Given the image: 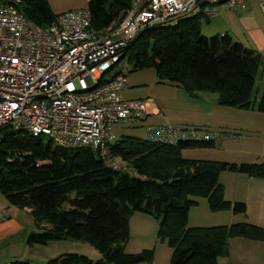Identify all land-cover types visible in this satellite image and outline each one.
Listing matches in <instances>:
<instances>
[{
	"label": "trees",
	"instance_id": "16d2710c",
	"mask_svg": "<svg viewBox=\"0 0 264 264\" xmlns=\"http://www.w3.org/2000/svg\"><path fill=\"white\" fill-rule=\"evenodd\" d=\"M12 3L39 26H49L59 16L48 0ZM131 3L89 0L92 28L105 30L118 25ZM203 17L208 20L200 14L179 19L175 26L147 28L124 49L121 59L133 63L134 71L154 69L160 83L180 88L192 98L212 93L221 107L264 114V57L228 34L203 35ZM258 77L263 88L257 101L254 88ZM146 119L133 125L142 126ZM216 146V139L121 135L109 144L103 157L99 150L64 148L51 140L42 141L41 136L5 128L0 131V195L10 206L30 211L36 232L28 237L29 246L78 241L101 255L92 261L64 253L44 264L152 263V249L125 251L135 214L156 220L158 238L171 250L170 264H220L234 238L264 243V227L249 222L188 227L190 209L204 199L212 213L246 215L244 202L226 199L220 175L230 172L264 179V163L237 165L183 155L186 150ZM112 162L121 168L112 167Z\"/></svg>",
	"mask_w": 264,
	"mask_h": 264
},
{
	"label": "built area",
	"instance_id": "2783aa9c",
	"mask_svg": "<svg viewBox=\"0 0 264 264\" xmlns=\"http://www.w3.org/2000/svg\"><path fill=\"white\" fill-rule=\"evenodd\" d=\"M12 1L0 0V131L43 135L55 145L92 148L103 157L118 138L115 126L139 124L154 103L122 96L127 78L123 71H112L124 49L147 28L212 16L219 4L236 5V0H132L118 25L95 30L88 9L61 13L43 27ZM147 133L155 139H216L219 145L218 137L171 126H150ZM110 165L121 168L118 162ZM5 219L0 213V221Z\"/></svg>",
	"mask_w": 264,
	"mask_h": 264
},
{
	"label": "rangeland",
	"instance_id": "374dc122",
	"mask_svg": "<svg viewBox=\"0 0 264 264\" xmlns=\"http://www.w3.org/2000/svg\"><path fill=\"white\" fill-rule=\"evenodd\" d=\"M48 2L53 13L58 14L63 11L67 12L68 10L73 9H87L89 0H48ZM244 5L246 7H258L261 5L264 6V0H244ZM208 9L209 8H207V10ZM209 17L213 18L211 16ZM261 18H264V14L261 15ZM200 22L202 32L209 36L207 32H204L206 31L205 28L208 26L205 17L201 18ZM208 38H211V36ZM133 66V63H129L125 58L121 59L112 71V73H114L116 70L123 71L127 78L128 87L123 94L124 98L129 100L140 99L141 95L142 98L152 99L156 105H159L163 108L162 116L153 120L151 119L148 123H143L142 127L140 125L132 124L116 125L115 133L118 136L130 135L145 138V127L150 123L155 125L158 123V125L161 126H171L177 131L183 130L188 132H204L214 136L215 138L218 137V146L207 149L186 150L183 152L184 157L187 156L186 154H193L195 155L194 157L203 161L225 162L237 165L264 163V114L253 110L247 111L221 107L217 104V100L214 99V96L217 97V95L212 93H204L205 95L201 94L204 97L198 98L200 96L199 94L198 97L192 98L180 88L160 83L154 69L149 68L134 71ZM111 75L112 74H109L107 77ZM88 83L90 84L91 82L88 80ZM262 88L263 82L261 81L260 77H258L254 88V98L257 101L262 93ZM212 98L214 100H212ZM41 139L44 142L49 141V138L43 135L41 136ZM227 175L237 176L235 173L230 172ZM223 176L221 177L220 182L227 185L228 193L233 194V191L235 190L239 192L241 188H237L235 182H231L230 180L226 179L224 180ZM194 208L195 207L191 209ZM198 208V210L194 209L191 211L190 220L188 219V225L190 226L188 227H203L195 226V223H197L195 221L200 219V215L204 213V210H207V207L205 206ZM194 214H197L198 217H195ZM131 225L133 231H130L131 234L127 246H129V248L133 251L140 252L144 250H140L143 241H141L140 236L135 233L140 229V226H143V224H140V220L136 219L135 221L132 220ZM147 227L150 228V226ZM27 240L25 254L28 253L27 250L30 248ZM72 242H75L74 244L77 246L74 247L75 249L77 248L76 251H78L75 252L76 254L89 257L92 261H97L101 258L100 253L90 245L78 241ZM150 245L152 246L145 250L152 249L155 251L153 262L156 259L157 264H162L163 258L165 256L167 257V264H170L171 254L170 258H168V254L166 255L164 253V251L170 252V248L168 247L167 243L162 242L159 239L157 251L155 250L154 240L150 241ZM35 246L34 248H37ZM62 246H64V249H73V245L69 243H65ZM40 256H42L41 253L36 254V257L34 256L35 259H32L31 262L33 264H44L49 261L46 260V262H40L41 260H36L41 259ZM153 262L150 264H153Z\"/></svg>",
	"mask_w": 264,
	"mask_h": 264
},
{
	"label": "crops",
	"instance_id": "0c3cea01",
	"mask_svg": "<svg viewBox=\"0 0 264 264\" xmlns=\"http://www.w3.org/2000/svg\"><path fill=\"white\" fill-rule=\"evenodd\" d=\"M217 6L215 7V13L211 16L214 19L208 17L207 20V18H205L208 26L205 28L206 31L204 32H207V34H209V36L211 37L228 34L235 41L241 43L243 46L249 49L260 53V55L264 57V18H261V15L264 14V11L262 10L261 6L246 7L244 5V0H236V5L234 7H229L228 5L224 4H219ZM64 12L66 11H63L61 13ZM203 34L209 37L205 33ZM126 90L122 92V96ZM203 95L200 94L198 98L204 97ZM214 97V99L217 100V97ZM140 99L144 100L146 98H142V96L140 95ZM214 99L212 98V100ZM162 110L163 108L159 105H156V103L154 102L153 105L149 108V115L144 123L150 122L151 119L153 120L156 118H160L162 116ZM150 112H152V114ZM156 124L157 125L150 123L147 126H161L158 125V123ZM147 126L145 128H147ZM145 136H147V133L145 134ZM186 155V158L188 159L201 160L194 157L195 155L193 154ZM228 173L229 172H223L220 175V180L224 175V180L226 179L230 180L231 182H235L236 187L241 189L239 190V192L235 190L233 191V194H229L227 185L225 183H222L225 186L226 190L225 197L228 201L231 202H244L247 205L246 215H234L230 211L212 213L210 212V210H208L207 202L204 199H199V205L194 209L198 210V207L206 206L207 210H204V213L200 215V219H197V221H195L197 222L195 223V226H229L236 223L249 222L254 225L264 227V179L250 178L246 175L238 173H235V175L237 176H229L227 175ZM194 209H191L189 212V220L191 217V211ZM2 212L6 213V219L0 221V264H11L14 261L31 262L32 259H35L36 254L38 253H41L42 256H40L41 259L36 260H41L40 262H46V260H51L58 255L64 254V252H78L76 251L77 248H74L77 247L74 244L75 242L60 241L51 242L44 246H35L37 248H34V246H30V248L27 250L28 253L25 254L27 237L30 236V234L36 232V227L33 218L30 215V211L27 209L22 210L10 206L6 199L0 195V213ZM194 216L198 217L197 214H194ZM136 219H139L140 224H143V226H140V229L135 233L138 234L140 236V240L143 241L140 250L149 249L152 246L150 245V241L154 240L155 250L157 251L159 246V239L157 235L158 223L155 219L148 215L135 214L130 221L131 232L133 231L131 225L132 220L135 221ZM147 226H150V228ZM128 242L125 245V251L127 253L138 252L131 250L129 246H127ZM65 243L73 245L72 248L75 250L64 249V246L62 245ZM228 252L229 253L227 257L219 259L220 264H264L263 242L247 240L244 238H234L229 242ZM164 253L166 255L168 254V258H170L171 250L170 252L164 251ZM166 260L167 257L164 256L162 264H167ZM153 264H157L156 259Z\"/></svg>",
	"mask_w": 264,
	"mask_h": 264
},
{
	"label": "bare ground",
	"instance_id": "6f19581e",
	"mask_svg": "<svg viewBox=\"0 0 264 264\" xmlns=\"http://www.w3.org/2000/svg\"><path fill=\"white\" fill-rule=\"evenodd\" d=\"M152 114V112H150Z\"/></svg>",
	"mask_w": 264,
	"mask_h": 264
}]
</instances>
